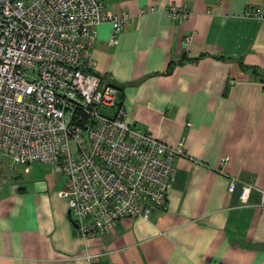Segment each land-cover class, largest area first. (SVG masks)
Returning a JSON list of instances; mask_svg holds the SVG:
<instances>
[{
	"label": "crops",
	"instance_id": "obj_1",
	"mask_svg": "<svg viewBox=\"0 0 264 264\" xmlns=\"http://www.w3.org/2000/svg\"><path fill=\"white\" fill-rule=\"evenodd\" d=\"M133 20L108 43L97 25L88 69L121 90L126 121L184 141L174 179L149 218L122 216L88 243L51 164L0 162V264H264V0H103ZM179 2L185 17L171 19ZM228 159L223 160V156Z\"/></svg>",
	"mask_w": 264,
	"mask_h": 264
},
{
	"label": "built area",
	"instance_id": "obj_2",
	"mask_svg": "<svg viewBox=\"0 0 264 264\" xmlns=\"http://www.w3.org/2000/svg\"><path fill=\"white\" fill-rule=\"evenodd\" d=\"M166 12L180 20L188 8L173 1ZM132 20L103 0H0V162L62 172L59 193L87 243L124 215L149 218L163 206L173 158L187 156L182 139L167 143L130 125L118 88L87 68L97 25L111 23L113 44ZM228 176L242 201L256 188L264 204V189Z\"/></svg>",
	"mask_w": 264,
	"mask_h": 264
},
{
	"label": "trees",
	"instance_id": "obj_3",
	"mask_svg": "<svg viewBox=\"0 0 264 264\" xmlns=\"http://www.w3.org/2000/svg\"><path fill=\"white\" fill-rule=\"evenodd\" d=\"M113 84V83H111ZM115 85V84H113ZM116 86V85H115ZM118 88V86H116ZM122 99H123V95H122V92L121 90H119L118 88V96H117V104L120 106L122 104Z\"/></svg>",
	"mask_w": 264,
	"mask_h": 264
},
{
	"label": "rangeland",
	"instance_id": "obj_4",
	"mask_svg": "<svg viewBox=\"0 0 264 264\" xmlns=\"http://www.w3.org/2000/svg\"><path fill=\"white\" fill-rule=\"evenodd\" d=\"M72 148H73V145H72ZM5 161H6V158L4 157V158L2 159V163H1V164L3 165V167L6 166ZM17 165H18V164H15V165L10 166V167H11V168H13V167L16 168V167H18ZM6 168H7V166H6Z\"/></svg>",
	"mask_w": 264,
	"mask_h": 264
}]
</instances>
